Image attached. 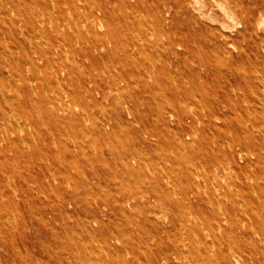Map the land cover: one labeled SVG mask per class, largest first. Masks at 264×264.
I'll list each match as a JSON object with an SVG mask.
<instances>
[{
    "label": "rangeland",
    "instance_id": "374dc122",
    "mask_svg": "<svg viewBox=\"0 0 264 264\" xmlns=\"http://www.w3.org/2000/svg\"><path fill=\"white\" fill-rule=\"evenodd\" d=\"M229 203L264 205V0H0V264L263 263Z\"/></svg>",
    "mask_w": 264,
    "mask_h": 264
},
{
    "label": "bare ground",
    "instance_id": "6f19581e",
    "mask_svg": "<svg viewBox=\"0 0 264 264\" xmlns=\"http://www.w3.org/2000/svg\"><path fill=\"white\" fill-rule=\"evenodd\" d=\"M20 3V2H19ZM33 4V3H32ZM18 5V3H17ZM47 5H49L47 3ZM51 5V4H50ZM49 5V6H50ZM53 7V5H52ZM12 11V10H10ZM53 12V10L51 11ZM12 13V12H11ZM100 15L99 17L97 15ZM28 15V13H27ZM35 16V15H34ZM103 16L102 12L99 10L98 12L91 14V18L87 21V28L91 32H95V30L100 29L102 27L101 24V17ZM61 26V25H60ZM56 27V26H55ZM159 28V27H158ZM106 29V28H105ZM67 32V31H66ZM72 33V32H71ZM63 34V33H62ZM34 35V34H33ZM99 35V34H98ZM36 36V35H35ZM41 36V35H39ZM247 37V36H246ZM84 39V38H83ZM82 39V40H83ZM165 40V39H164ZM166 41V40H165ZM85 42V41H83ZM58 44V43H57ZM167 44V43H166ZM120 61V60H119ZM144 66V65H143ZM156 80V79H155ZM2 83V82H1ZM3 85V84H2ZM158 85V84H157ZM147 89V88H146ZM56 101V100H55ZM189 103V102H188ZM50 106V105H49ZM177 112V111H175ZM152 116V115H151ZM191 117V116H190ZM141 118V117H140ZM214 122V116L211 114L210 116L206 117V123H213ZM153 123V122H151ZM178 123H181L180 120H178ZM182 124V123H181ZM162 127V126H161ZM184 125L179 128L180 132L183 134L186 133V129L183 128ZM25 136V135H24ZM16 141V140H15ZM20 148V147H19ZM38 151V150H37ZM2 152V151H1ZM189 154V153H188ZM120 155V154H119ZM187 155V154H186ZM5 156V155H4ZM189 156V155H188ZM48 160V159H47ZM64 160V159H63ZM57 161V160H56ZM104 162V161H103ZM80 165V164H79ZM116 165V164H115ZM131 165V164H130ZM23 167V166H22ZM209 167L211 170L214 169L213 162H209ZM201 168V167H198ZM137 169V168H135ZM153 170V169H152ZM200 170V169H198ZM125 171V170H124ZM126 172V171H125ZM153 172V171H152ZM197 173V172H196ZM200 173V172H199ZM201 174V173H200ZM53 177V176H52ZM169 180V179H168ZM203 181V180H202ZM137 183V182H136ZM214 185V184H213ZM205 186V185H204ZM215 186V185H214ZM193 194V193H192ZM194 200L197 202V198L195 195H193ZM189 199V198H188ZM210 210V214L212 218L215 220V224L213 226V231L219 232L222 234L224 231L223 226L220 224L221 221L226 222L227 224H230L232 222L237 221H248V223L257 224L256 226H251V230L248 233L249 236H258L262 239H264V205H260L258 207H247L246 205H240V204H219V205H210L207 206ZM10 218V217H9ZM17 225V224H16ZM171 228L170 230H172ZM203 233L205 236H208V234L203 230ZM253 237V238H254ZM3 239V238H2ZM176 248V247H175ZM243 256L242 251L240 248H232V252L229 253V256L226 258L227 261H231V259H235L238 256ZM98 260V259H97ZM182 260V259H181ZM247 263V262H246ZM260 264H264L260 263Z\"/></svg>",
    "mask_w": 264,
    "mask_h": 264
}]
</instances>
